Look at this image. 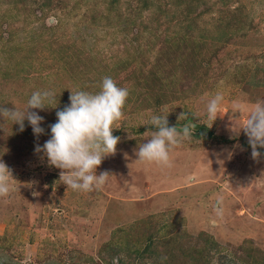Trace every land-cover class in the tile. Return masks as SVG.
<instances>
[{
    "label": "rangeland",
    "instance_id": "374dc122",
    "mask_svg": "<svg viewBox=\"0 0 264 264\" xmlns=\"http://www.w3.org/2000/svg\"><path fill=\"white\" fill-rule=\"evenodd\" d=\"M106 76L129 90L117 152L97 169L113 176L73 191L34 147L50 138L69 91L96 93ZM37 90L55 94L38 111L43 135L0 120V159L19 183L0 198V264H100L108 249L142 247L149 235L200 233L229 256L263 257L264 157L251 158L247 112L233 105L264 100V0H0V106L23 110ZM218 93L212 124L206 105ZM154 114L197 125L171 167L136 160Z\"/></svg>",
    "mask_w": 264,
    "mask_h": 264
},
{
    "label": "clouds",
    "instance_id": "9594fccd",
    "mask_svg": "<svg viewBox=\"0 0 264 264\" xmlns=\"http://www.w3.org/2000/svg\"><path fill=\"white\" fill-rule=\"evenodd\" d=\"M69 103L62 110L56 111V122L49 126L50 138L41 146L36 144L34 151L46 158L50 167L60 170L59 180L66 188L73 191L91 192L104 186L113 175L109 171L97 169L103 161L117 152L120 137L113 135L114 125L124 118L123 108L129 96V90L120 87L111 77H104L100 91L90 93L82 90L69 91ZM221 94H216L206 105L207 117L212 124L219 117L223 101ZM55 102L51 91H34L23 110L15 107L0 106V120H9L24 131L25 121L31 127L33 135L39 138L44 134L41 124L44 118L38 111L50 109L46 105ZM237 111L247 112L240 131L247 137L251 149V158L256 161L264 157V100L252 105L235 102ZM57 108V107H55ZM54 108V109H55ZM168 115H152L151 128L144 135L146 142L137 146L135 155L141 163L171 167V152L184 140H191L195 125L188 123L182 127L169 126ZM184 117V113L178 117ZM239 131V132H240ZM19 184L11 169L0 159V198L7 197ZM19 190V189H15ZM223 197L216 202L215 212L223 214L220 205Z\"/></svg>",
    "mask_w": 264,
    "mask_h": 264
},
{
    "label": "trees",
    "instance_id": "16d2710c",
    "mask_svg": "<svg viewBox=\"0 0 264 264\" xmlns=\"http://www.w3.org/2000/svg\"><path fill=\"white\" fill-rule=\"evenodd\" d=\"M39 35V34H38ZM34 40L29 42V45ZM27 53L33 49L26 48ZM169 124V123H168ZM169 126H171L169 124ZM151 128V127H149ZM205 128H200L196 136L201 137ZM208 134L206 137H209ZM159 234V232H156ZM154 235L147 236L146 243L140 247L137 244L110 248L113 254L107 259L99 260V263L108 264V260L114 255L122 256L121 264H264L263 257H254L257 250H241L240 254L230 251L228 248L214 241L209 235L200 233L196 237L175 235L168 241H161ZM228 250V251H227ZM92 264H97L92 262Z\"/></svg>",
    "mask_w": 264,
    "mask_h": 264
},
{
    "label": "water",
    "instance_id": "95a60500",
    "mask_svg": "<svg viewBox=\"0 0 264 264\" xmlns=\"http://www.w3.org/2000/svg\"><path fill=\"white\" fill-rule=\"evenodd\" d=\"M197 125H195V128L194 129H196L197 127H196Z\"/></svg>",
    "mask_w": 264,
    "mask_h": 264
}]
</instances>
